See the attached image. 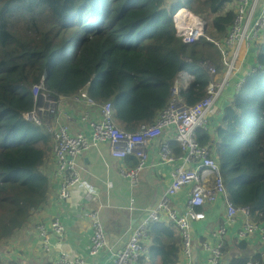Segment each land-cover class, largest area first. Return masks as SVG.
Returning a JSON list of instances; mask_svg holds the SVG:
<instances>
[{
    "label": "trees",
    "instance_id": "obj_1",
    "mask_svg": "<svg viewBox=\"0 0 264 264\" xmlns=\"http://www.w3.org/2000/svg\"><path fill=\"white\" fill-rule=\"evenodd\" d=\"M181 9L200 17L215 42L228 37L237 13L233 0H0V243L23 229L50 193L51 135L23 118L33 108L32 88L43 79L56 98L76 96L91 81L89 96L111 102L116 124L128 132L155 122L181 72L193 75L181 92L185 102L205 97L210 76L201 62L217 63L211 50L218 49L206 38L182 42L173 22ZM261 36L250 55L257 69L224 108L215 135L213 128L199 130L197 138L210 151L214 146L233 204L250 208L252 220L264 226ZM249 239H239L238 249ZM251 261L264 264V257L230 258V264Z\"/></svg>",
    "mask_w": 264,
    "mask_h": 264
},
{
    "label": "built area",
    "instance_id": "obj_2",
    "mask_svg": "<svg viewBox=\"0 0 264 264\" xmlns=\"http://www.w3.org/2000/svg\"><path fill=\"white\" fill-rule=\"evenodd\" d=\"M233 1L237 6V13L231 31L224 41H214L215 46L221 52L226 76L233 73L242 44L246 43L248 48L251 47L264 32V1ZM173 22L177 35L184 44L192 45L204 38L211 39L206 37L204 21L186 9L179 10L173 16ZM201 65L210 76L205 97L195 105H188L182 97V88L178 78L173 86L169 105L158 115L152 125L143 124L136 132L120 129L114 120L112 103L99 105L83 89L71 99L79 105L96 107L99 110L100 118L90 120L87 115L84 116L82 121L88 128L73 133L69 124L72 121L71 116L64 111L61 98L53 97L48 92L44 79L32 88L33 108L24 113L23 118L37 126L46 125L47 130L51 125L53 127L56 143L55 178L60 185L57 194V199L60 202L68 201L72 191L81 186L77 160L91 147L97 146L99 143H106L109 145L111 157L119 160L135 155L139 160L137 168L129 172H122L124 177L130 178L131 182L134 183L138 179V173L146 165L151 143L166 130H174L175 132L174 140L184 152L181 155V164H174L170 185L157 205L144 215L141 222L133 230L126 248L113 254L114 264H139L146 252L145 239L149 235L151 226L163 220L175 224L180 231L183 240V254L190 264L194 254L192 226L194 223L205 219L202 208L208 204H214L217 200H222L226 205L225 224L219 226L215 232L219 242L216 245L204 246L210 253L208 264H221L223 238L227 233V225L232 224L239 214L246 221L238 234V238L244 240L259 235L264 243V226L251 220L250 208H239L233 204L228 197L218 162L212 157L209 147L198 141L197 132L209 130L217 100L228 85V78L223 82L216 80L217 67L210 60L202 61ZM256 69L257 65L253 66L245 76L236 82V92L242 88L246 76ZM179 77H185L186 86H189L193 79V76L187 72L180 73ZM158 156L160 164H172L176 160L174 151L168 143L160 145ZM209 174L212 175L211 184L206 179ZM187 187L190 188V191L186 206L182 211H179L173 205V198ZM82 190L83 201L91 202L95 192L86 186H83ZM99 215L97 210L89 213L93 234L90 236L88 256L93 259L97 258L108 246L107 236ZM37 230L44 240L43 247L46 251L50 249V236L48 235L50 231L59 238H63L65 235V227L59 219L53 220L49 229L44 225H38ZM13 264L21 263L15 262ZM52 264L89 263L85 257L61 253ZM248 264L257 263L251 261Z\"/></svg>",
    "mask_w": 264,
    "mask_h": 264
},
{
    "label": "crops",
    "instance_id": "obj_3",
    "mask_svg": "<svg viewBox=\"0 0 264 264\" xmlns=\"http://www.w3.org/2000/svg\"><path fill=\"white\" fill-rule=\"evenodd\" d=\"M264 1V0H261ZM232 6V5H231ZM234 6V3H233ZM254 47L249 49L246 43L240 48L239 58L235 69L230 76L225 74L220 50H211L213 56L217 54L218 62L216 67L221 66L222 70L217 71L216 80L223 82L228 78V85L220 95L216 103L209 130L212 136L216 133V126L221 124L222 113L230 104L236 92V82L245 76L255 66L254 60L250 58ZM243 52V59L240 57ZM239 63V65H238ZM193 80V79H192ZM186 79L180 78V87L185 90ZM64 111L71 116L73 123H70L73 133L86 130L88 127L82 121L84 116L90 120L100 118L99 110L96 107H86L76 104L71 98H61ZM220 110V111H219ZM66 121V119H63ZM71 121V122H72ZM205 131V132H209ZM174 130H166L160 137L155 139L150 147L145 167L138 173V179L134 183L130 178L124 177L122 172H129L138 166V158L135 155L125 159H115L110 155L109 145L99 143L91 147L77 160V169L81 178V186L72 191L71 198L66 202L57 199L59 182L55 178L56 160L55 156L50 158L51 189L47 202L37 212L31 221L9 240L0 243V264H52L61 253L70 256L79 255L85 257L89 264H114L113 255H108L109 250L114 253L123 251L132 235L133 230L151 209H153L161 196L164 194L171 182V172L174 164H181V155L184 153L174 140ZM214 143V140H212ZM211 141V143H212ZM170 144L175 162L172 164L159 163V148L162 144ZM174 149H177L176 153ZM209 184L212 183V175L206 177ZM83 186L95 192L91 202L83 201ZM190 188L183 189L173 198L174 207L182 211L186 206ZM97 210L107 236V248L97 258L88 256L90 236L93 234L92 221L89 213ZM202 210L205 219L196 222L192 226L194 242V254L190 264H208L210 253L205 245H216L219 238L215 232L220 224L224 222L226 205L222 200L214 204H208ZM59 219L65 227V235L59 238L49 232V250L43 247L44 240L37 230L38 225H44L48 229L53 220ZM246 219L240 216L227 225V233L223 238V245L226 252L223 254L221 264H229L231 257L253 256L260 253L264 257V243L259 235L251 236L247 240L244 251L238 249V234L243 228ZM223 224V225H224ZM146 252L143 254L139 264H189L183 254V240L180 231L175 224L163 220L151 226L149 235L145 239Z\"/></svg>",
    "mask_w": 264,
    "mask_h": 264
},
{
    "label": "rangeland",
    "instance_id": "obj_4",
    "mask_svg": "<svg viewBox=\"0 0 264 264\" xmlns=\"http://www.w3.org/2000/svg\"><path fill=\"white\" fill-rule=\"evenodd\" d=\"M172 0H169V2H171ZM261 39H262V36L261 37H259V39L257 40V41H261ZM209 42H211V43H214V41L212 40V39H207ZM254 47V49L256 48V42L251 46V47H249V49H252ZM217 48V47H216ZM243 59V52H242V54H241V57H240V60L239 61H241ZM238 65H239V63H238ZM180 78H184L185 79V77H179V79ZM74 122V120L72 121V122H70V123H73ZM45 127H46V125H44ZM47 128V127H46ZM48 132H49V134L51 135V142H50V146L52 147V151H51V153H52V155H54L55 156V146H56V143H55V139H54V131H53V127H52V125L49 127V129L47 130ZM214 146H211V153H212V156L216 159V161L218 162V164H220V161H219V158H218V155H217V153H216V151H215V149L213 148Z\"/></svg>",
    "mask_w": 264,
    "mask_h": 264
},
{
    "label": "clouds",
    "instance_id": "obj_5",
    "mask_svg": "<svg viewBox=\"0 0 264 264\" xmlns=\"http://www.w3.org/2000/svg\"><path fill=\"white\" fill-rule=\"evenodd\" d=\"M188 11V10H187ZM190 12V11H189ZM190 13H192V12H190ZM193 14V13H192ZM194 15V14H193ZM195 16H197V15H195ZM198 17V16H197ZM200 18V17H199ZM206 28V27H205ZM218 49V48H217ZM219 50V49H218ZM206 60H208V59H206ZM182 73V72H181ZM180 75V74H179ZM192 81V80H191ZM191 81H190V83H191ZM91 84V81L88 83V86ZM88 86H87V88H88ZM87 88H85V90L87 91ZM188 88V87H187ZM183 90V89H182ZM186 90V89H185ZM88 92V91H87ZM237 93V92H236ZM74 97V96H73ZM62 98H65V97H62ZM72 98V97H71ZM98 103V102H97ZM99 104V103H98ZM100 105V104H99ZM212 155V154H211ZM213 157V156H212ZM214 158V157H213ZM215 159V158H214ZM216 160V159H215ZM224 180V179H223ZM251 220H252V218H251ZM253 221V220H252ZM254 222V221H253ZM256 224H258V223H256ZM260 225V224H259ZM262 226V225H261ZM250 238V237H249Z\"/></svg>",
    "mask_w": 264,
    "mask_h": 264
},
{
    "label": "water",
    "instance_id": "obj_6",
    "mask_svg": "<svg viewBox=\"0 0 264 264\" xmlns=\"http://www.w3.org/2000/svg\"><path fill=\"white\" fill-rule=\"evenodd\" d=\"M204 30H205V27H204ZM107 251L109 252V254H108V255H113V254H112V252H110L109 250H107Z\"/></svg>",
    "mask_w": 264,
    "mask_h": 264
},
{
    "label": "bare ground",
    "instance_id": "obj_7",
    "mask_svg": "<svg viewBox=\"0 0 264 264\" xmlns=\"http://www.w3.org/2000/svg\"><path fill=\"white\" fill-rule=\"evenodd\" d=\"M182 14V13H181ZM191 76H193V75H191Z\"/></svg>",
    "mask_w": 264,
    "mask_h": 264
}]
</instances>
